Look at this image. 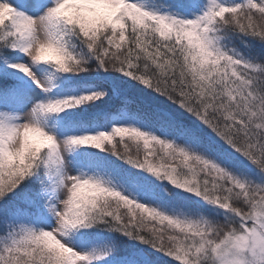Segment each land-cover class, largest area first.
Masks as SVG:
<instances>
[{"label": "snow or ice", "instance_id": "snow-or-ice-1", "mask_svg": "<svg viewBox=\"0 0 264 264\" xmlns=\"http://www.w3.org/2000/svg\"><path fill=\"white\" fill-rule=\"evenodd\" d=\"M0 264H264V0H0Z\"/></svg>", "mask_w": 264, "mask_h": 264}, {"label": "trees", "instance_id": "trees-1", "mask_svg": "<svg viewBox=\"0 0 264 264\" xmlns=\"http://www.w3.org/2000/svg\"><path fill=\"white\" fill-rule=\"evenodd\" d=\"M167 259V258H166Z\"/></svg>", "mask_w": 264, "mask_h": 264}]
</instances>
